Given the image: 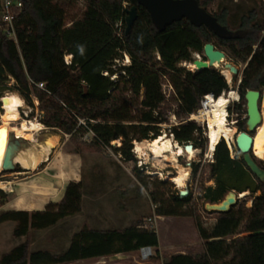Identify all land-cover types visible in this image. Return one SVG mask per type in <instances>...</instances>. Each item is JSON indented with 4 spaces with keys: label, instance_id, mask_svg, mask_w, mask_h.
<instances>
[{
    "label": "trees",
    "instance_id": "obj_1",
    "mask_svg": "<svg viewBox=\"0 0 264 264\" xmlns=\"http://www.w3.org/2000/svg\"><path fill=\"white\" fill-rule=\"evenodd\" d=\"M70 1L23 0V7L14 16L17 42L0 28V90L14 80L29 106L39 102V119L45 126L62 131L70 140L80 132H91V142L97 148L123 138L117 150L125 160H136L132 141L160 135L159 124L169 120L165 104L172 99L177 105L174 115L183 121L172 127L175 140L191 142L204 152L202 128L196 120L187 118L201 107L204 95L218 97L230 86L219 69L192 71L179 64L191 62L195 52L202 54L205 44L212 42L235 62L246 63L238 88L240 100L233 109L228 107L229 113L237 114L240 129H245L246 121L241 120L246 114L245 93L264 86V46L259 43L264 36V0H246L252 3L237 20L233 6L227 2L212 10L215 0H197L218 23L234 32L228 38L187 18L158 28L137 0H84L83 16L69 23L63 4ZM132 5H136L138 16L126 32V7ZM68 54L72 55L70 64L65 62ZM124 54L130 56L131 63L113 68L115 60ZM116 73L119 76L112 79ZM163 79L173 87L169 99ZM40 82L46 84L45 89L37 86ZM213 156L214 161L208 164L209 179L215 183L201 186V199L219 202L232 189L260 194L253 197L249 207L241 203L227 213H219L214 227L208 229L196 206H185L190 195L181 197L178 191L168 194L171 182L157 181L149 193L156 214L193 217L204 247L199 254L163 256V264H264V184L250 171L241 153L233 155L224 139L216 144ZM256 161L264 168V160ZM134 171L142 185L147 184L143 170L134 166ZM194 172H199L198 164H194ZM83 195V181H71L61 200L48 203L44 209H2L0 224L12 221L16 238L28 236L32 229H46L81 213ZM0 197H7L2 189ZM142 246L158 248L159 236L140 221L125 228L107 229L84 224L59 252L31 250L24 241L4 252L0 264H72L137 251Z\"/></svg>",
    "mask_w": 264,
    "mask_h": 264
},
{
    "label": "rangeland",
    "instance_id": "obj_2",
    "mask_svg": "<svg viewBox=\"0 0 264 264\" xmlns=\"http://www.w3.org/2000/svg\"><path fill=\"white\" fill-rule=\"evenodd\" d=\"M226 2L233 6V16L236 20L245 7L252 3L246 0H215L211 8L212 10H217L220 4ZM125 4L131 5L129 2ZM63 5L69 23L72 19L81 18L86 9L84 0H72ZM193 57L196 58L195 54H193ZM200 57H203V54H200ZM227 60L239 67V74L232 75L230 81L225 77L230 86L225 94L229 95L230 91H234L237 96L235 100L229 101L227 105V121L238 130L240 129L237 122L238 116L236 113H229L228 107L233 109L234 103L240 100L238 88L246 63H237L228 56ZM130 63V56L124 54L121 59L115 60L113 68L119 69L121 66L129 65ZM179 66L190 70L183 62ZM118 76V73H116L111 78L116 79ZM5 87L4 90H0V95H2L0 96V100L8 93H16L23 98L15 88L14 80L7 82ZM163 90L166 96L171 93L167 79H163ZM260 90L264 93V86ZM24 103L25 105L21 109L22 117L40 121L39 116L41 115V111L38 101H34V107L29 106L25 100ZM2 106L3 104L0 102V113L3 111ZM176 108L177 105L172 99L168 101V104H165L169 120L167 123L159 124L161 126L160 135L167 133L175 139L172 127L176 123H180L181 120L174 116ZM243 119H246V114L241 116V120ZM197 123L202 128L200 139L205 141L204 152H201L198 159H189L185 155L179 157L180 163L191 170L186 186L189 189L190 200L186 202L185 206H196L202 216L204 226L212 229L219 213L206 211V202L200 198L201 186L214 185L215 183L214 180L209 179L208 164L211 162V156H208L207 153L209 148V124L207 126V122L204 121H197ZM11 125L12 128H17L19 121L13 122ZM52 134L60 136V143L51 155L55 163L48 164L47 166L45 164L41 165L39 171L34 172V174H31V172L20 174V172L24 171L21 165H17L14 170L3 172L0 180L5 182L2 190L7 193V197H0V211L6 206L12 209H26L30 211L44 209L48 203L61 200L65 186L75 179L76 176L82 179L84 185L83 210L79 214L62 219L55 226L42 230L32 229L28 236L21 238H16L13 235L14 222L7 221L1 223L0 257L4 252L11 250L15 245L24 241L29 243L31 250L48 249L53 252H59L69 245L73 233L79 231L84 224L100 229L125 228L136 221H140L142 225L146 224L148 229H155L157 231L162 246L160 251L162 257L168 256L172 251L184 250L194 254H199L203 251V240L198 233L195 219L193 217L158 216L155 212L156 205L150 198L149 193L153 188V184H157V181L160 180H169L171 182L167 188L168 194L181 189L170 179L166 178L169 172H174V166L170 165L162 170L164 176L154 175L153 173L158 171L154 159L151 158L148 163H144L142 158L134 151V145H132L131 151L135 155L136 160L127 161L122 157L121 151L117 150V148L122 145L123 138L113 140L111 146H100L97 148L91 142L93 138L91 132H80L75 140H70L62 131L48 127L36 134V144L25 139L22 142L20 152L37 147L39 143H43ZM180 144L183 146L186 143ZM232 147L233 155L238 154V150L233 144ZM57 150H62L63 155L55 158ZM76 151H80V154L76 153ZM194 164L199 165V172L197 174L194 172ZM134 166L143 170L142 173L146 177L147 184L142 185L138 180ZM42 171L44 174L41 175ZM13 181L18 183L15 184ZM8 182H12L13 184H8ZM259 194V191L254 195L250 193L246 197L241 198L235 206L244 203L246 207H249L252 205L253 197ZM149 218H151V221ZM155 255L156 251L149 260L154 259ZM157 258H160V256ZM97 260L98 258H91L80 260L74 264H97Z\"/></svg>",
    "mask_w": 264,
    "mask_h": 264
},
{
    "label": "bare ground",
    "instance_id": "obj_3",
    "mask_svg": "<svg viewBox=\"0 0 264 264\" xmlns=\"http://www.w3.org/2000/svg\"><path fill=\"white\" fill-rule=\"evenodd\" d=\"M190 70H195L193 63H186ZM222 74L230 81L232 74L229 70H223ZM3 111L0 113V177L5 170L4 160L7 145L9 144L10 135L14 137L28 139L30 142H36V134L47 128L43 123L38 120L23 118L21 109L25 103L21 96L16 93H8L3 96ZM236 92L230 91L229 95L223 93L218 97H208L205 107L202 108L201 114L195 113L192 118L207 120L209 124L208 130V156H211L216 144L222 139L229 142L232 146L236 127L228 123L227 105L229 101L236 99ZM39 103V102H38ZM263 120L259 125L255 134L254 153L263 159L264 158V105L262 109ZM19 121L17 128H12V123ZM120 142L119 140H117ZM60 143V136L58 134L49 135L43 143H39L37 147H32L28 150L21 151L16 156V163L21 165L24 171L20 174L27 172L39 171L44 162L50 161L54 149ZM36 144V143H35ZM134 151L142 158L144 163H148L151 158L154 159L158 171L154 175L164 176L162 170L168 166H174V172H169L166 176L178 188H186L191 170L189 167L182 165L179 157L185 155L189 159H198L201 154V149L193 148L192 150H185L184 147L173 137L167 133H163L154 139L134 140ZM26 148V147H25ZM12 183V182H8ZM5 182L0 180V189L3 188ZM6 187V186H5ZM249 191L241 193V198L246 197Z\"/></svg>",
    "mask_w": 264,
    "mask_h": 264
},
{
    "label": "water",
    "instance_id": "obj_4",
    "mask_svg": "<svg viewBox=\"0 0 264 264\" xmlns=\"http://www.w3.org/2000/svg\"><path fill=\"white\" fill-rule=\"evenodd\" d=\"M137 2L148 10L153 23L161 29L175 21L187 18L197 26L202 24L207 26L219 37H231L234 33L226 26L218 23L216 17L210 14L204 7L200 6L197 0H137ZM126 12V32H129L138 16L136 5L126 7ZM259 43L264 46V36L261 37ZM254 49L256 50L257 46H255ZM203 52L205 58L197 57L191 61V63L195 65L196 70L219 69L223 71L226 69L229 70L232 75L239 74V67L231 61H228L226 53L216 48L212 42L205 44ZM4 99L5 98L2 97L0 102L3 103ZM245 100L246 127L244 130H237L232 144L238 152L242 154L243 160L250 171L264 184V168L256 161V159H262L254 154L255 134L263 120L262 107L264 104V93L257 89H247ZM23 141L25 140L22 138L14 137L13 134L10 135L5 154L4 171L14 170L16 166L19 165L16 163L15 159L20 153ZM183 147L187 151L195 148L194 144L191 142L184 144ZM229 148L233 151L232 146H229ZM245 191L251 193L250 190L237 191L232 189L221 201L215 203L207 202L205 208L209 212L227 213L238 203L241 199L240 194ZM178 192L181 197L189 195L188 187L179 189Z\"/></svg>",
    "mask_w": 264,
    "mask_h": 264
},
{
    "label": "built area",
    "instance_id": "obj_5",
    "mask_svg": "<svg viewBox=\"0 0 264 264\" xmlns=\"http://www.w3.org/2000/svg\"><path fill=\"white\" fill-rule=\"evenodd\" d=\"M1 5H2V10H1V25L0 28L1 30L4 32V34L10 38L11 40H14L15 42H17V35H16V28H15V24H14V16L16 15V13L18 11L21 10V8L23 7V0H1ZM195 57L200 58V54L199 53H194ZM72 61V55H65V62L67 64H70ZM185 66L186 63H191V62H183ZM196 70V69H195ZM192 70V71H195ZM37 86L41 89H45L46 88V84L44 82H40L37 84ZM169 88L171 90V93L166 96L167 98H169L173 92V87L172 85L169 83ZM165 93V92H164ZM226 93V92H223ZM166 95V93H165ZM215 97L212 93L206 94L203 96L202 100H201V107L194 113H192L187 120H196V121H204L207 122V126H208V121L207 120H200V119H194L192 118L193 114L198 113L201 114V110L202 108L205 107V103L207 102L208 97ZM175 116V115H174ZM176 117V116H175ZM183 121L180 120V123H182ZM85 124L84 120H80V124ZM180 123H176V125L180 124ZM175 126V125H173ZM228 146H230L229 142H228ZM213 152L211 153V162L214 161V156H213ZM255 154V153H254ZM149 220L151 221V218H149ZM144 228H147L148 226L142 225ZM139 256L141 261H148L154 254V248L152 246H142L139 250Z\"/></svg>",
    "mask_w": 264,
    "mask_h": 264
},
{
    "label": "crops",
    "instance_id": "obj_6",
    "mask_svg": "<svg viewBox=\"0 0 264 264\" xmlns=\"http://www.w3.org/2000/svg\"><path fill=\"white\" fill-rule=\"evenodd\" d=\"M67 137H69V135H67ZM55 155H56L55 158H57L58 156L63 155V151L57 150ZM50 158H51L50 161L44 162L43 164H45L47 166L48 164L50 165L52 163H55L54 158L51 155H50ZM52 158H53V160H52ZM42 174H44L43 171L41 172V175ZM72 181L78 182V181H82V179L79 176H76V178L73 179ZM13 183L16 184L18 182L13 181ZM49 188H50V186H49ZM3 209L5 210V209H12V208H9L6 206V207H3ZM154 249L156 251L155 258L151 259L149 261H141L140 256H139V251L137 250V251H132V252H128V253H118V254H115L112 256L98 257L97 264H163V257L161 256V252H160L162 249L160 239H159V247L154 248ZM157 251L159 252V254H157ZM179 252L188 253L187 251L180 250V251H172V253H170L169 255H173V254H176ZM159 256H160V258H157ZM76 262H79V261H76ZM74 263H72V264H74Z\"/></svg>",
    "mask_w": 264,
    "mask_h": 264
},
{
    "label": "flooded vegetation",
    "instance_id": "obj_7",
    "mask_svg": "<svg viewBox=\"0 0 264 264\" xmlns=\"http://www.w3.org/2000/svg\"><path fill=\"white\" fill-rule=\"evenodd\" d=\"M232 36H233V35H232ZM226 38H228V37H226ZM213 44H214V43H213ZM216 48H217V47H216ZM218 49H219V48H218ZM203 51H204V48H203ZM195 53H196V52H195ZM197 53H198V52H197ZM203 53H204V52H203ZM203 53H202V54H203ZM199 54H201V53H199ZM226 55H227V54H226ZM203 58H205L204 55H203Z\"/></svg>",
    "mask_w": 264,
    "mask_h": 264
}]
</instances>
